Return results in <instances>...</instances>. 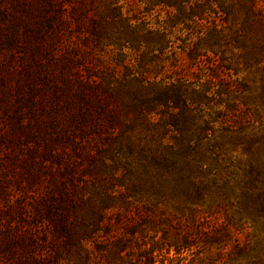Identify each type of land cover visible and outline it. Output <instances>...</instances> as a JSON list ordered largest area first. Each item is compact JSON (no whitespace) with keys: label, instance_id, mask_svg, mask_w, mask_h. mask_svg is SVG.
Segmentation results:
<instances>
[{"label":"rangeland","instance_id":"1","mask_svg":"<svg viewBox=\"0 0 264 264\" xmlns=\"http://www.w3.org/2000/svg\"><path fill=\"white\" fill-rule=\"evenodd\" d=\"M146 263L264 264V0H0V264Z\"/></svg>","mask_w":264,"mask_h":264},{"label":"trees","instance_id":"2","mask_svg":"<svg viewBox=\"0 0 264 264\" xmlns=\"http://www.w3.org/2000/svg\"><path fill=\"white\" fill-rule=\"evenodd\" d=\"M60 221L63 222L62 229H63V232L65 234V243H68V241L71 242L72 241V235H71L72 233H71V229L69 228L68 224H66V218H65L64 214L62 215ZM20 232H22V233L19 235H16L17 238L15 240H17L18 243L21 244V246H23L25 248H30V249L32 247H36V245L33 246V241L37 235H35L32 232H27L26 230H21ZM26 233H29V234H26ZM126 238H127V236H126ZM125 241H126V239H118L117 243L122 245L125 243ZM30 257L34 258L33 261H35L36 257L33 256L32 253L30 254ZM19 259L25 260V258H19Z\"/></svg>","mask_w":264,"mask_h":264}]
</instances>
